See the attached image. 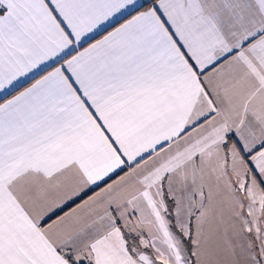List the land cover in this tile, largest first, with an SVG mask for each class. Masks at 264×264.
Masks as SVG:
<instances>
[{
    "label": "snow or ice",
    "instance_id": "6c2138e0",
    "mask_svg": "<svg viewBox=\"0 0 264 264\" xmlns=\"http://www.w3.org/2000/svg\"><path fill=\"white\" fill-rule=\"evenodd\" d=\"M0 264H264V0H0Z\"/></svg>",
    "mask_w": 264,
    "mask_h": 264
}]
</instances>
